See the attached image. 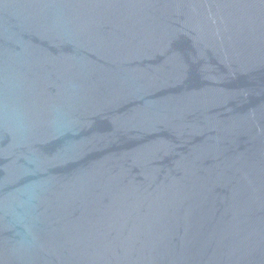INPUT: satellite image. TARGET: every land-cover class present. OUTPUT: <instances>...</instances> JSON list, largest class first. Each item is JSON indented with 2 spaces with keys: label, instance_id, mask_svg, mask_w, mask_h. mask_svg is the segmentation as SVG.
Returning a JSON list of instances; mask_svg holds the SVG:
<instances>
[{
  "label": "water",
  "instance_id": "obj_1",
  "mask_svg": "<svg viewBox=\"0 0 264 264\" xmlns=\"http://www.w3.org/2000/svg\"><path fill=\"white\" fill-rule=\"evenodd\" d=\"M0 264H264V0H0Z\"/></svg>",
  "mask_w": 264,
  "mask_h": 264
}]
</instances>
